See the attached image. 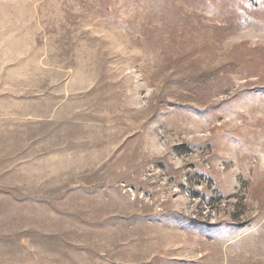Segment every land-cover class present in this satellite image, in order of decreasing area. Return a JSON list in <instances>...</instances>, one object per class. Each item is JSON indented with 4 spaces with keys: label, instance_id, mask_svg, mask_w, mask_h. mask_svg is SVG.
Returning <instances> with one entry per match:
<instances>
[{
    "label": "rangeland",
    "instance_id": "rangeland-1",
    "mask_svg": "<svg viewBox=\"0 0 264 264\" xmlns=\"http://www.w3.org/2000/svg\"><path fill=\"white\" fill-rule=\"evenodd\" d=\"M0 264H264V0H0Z\"/></svg>",
    "mask_w": 264,
    "mask_h": 264
},
{
    "label": "trees",
    "instance_id": "trees-1",
    "mask_svg": "<svg viewBox=\"0 0 264 264\" xmlns=\"http://www.w3.org/2000/svg\"><path fill=\"white\" fill-rule=\"evenodd\" d=\"M246 1L253 4V5H257L260 2V0H246Z\"/></svg>",
    "mask_w": 264,
    "mask_h": 264
}]
</instances>
